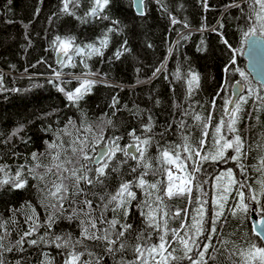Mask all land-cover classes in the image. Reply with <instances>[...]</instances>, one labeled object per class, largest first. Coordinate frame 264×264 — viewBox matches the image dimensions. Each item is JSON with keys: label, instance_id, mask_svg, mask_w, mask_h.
<instances>
[{"label": "trees", "instance_id": "trees-1", "mask_svg": "<svg viewBox=\"0 0 264 264\" xmlns=\"http://www.w3.org/2000/svg\"><path fill=\"white\" fill-rule=\"evenodd\" d=\"M161 3L167 11L156 0H145V14L141 16L135 12L132 0H114L109 14L121 22V32L112 34L108 47L103 49V56L89 55L87 48L80 54L73 50L69 53L71 63L67 57L63 64L57 65V50L53 44L57 35L74 36L75 43L81 47L90 42L99 46L97 37L102 34L108 21L81 23L75 17L60 11L61 0H11V3L0 0V163H7L14 171L16 165L24 162V157H30L32 152H44L45 141H52L69 118L78 125L81 120L85 121L92 125L95 132L103 127L106 138L123 137L119 141L121 147L132 143L127 133L133 128L137 129V135H151L154 145L156 142L160 145L179 144L182 135L187 134L182 133L178 127L183 119L194 143L200 133L199 122L193 119L194 114L206 116L211 111L215 123L224 115V102L231 99L232 84L241 80L247 85L248 82L244 81L235 68L242 69L248 75L253 90L264 94V88L252 80L246 67L243 30H246L245 17L250 9L245 0H206V7L205 0H161ZM234 4L241 7L232 6ZM83 11V7L78 9L77 15H82ZM171 17H175L180 23L172 25ZM24 25L28 27L25 28ZM222 39H227L233 48L243 51L233 54ZM124 40H127L126 47L130 51L117 59L114 53ZM232 59H235V64L231 63ZM226 66L230 69L228 72L224 71ZM157 68L161 70L156 72ZM190 71L198 73L200 81L199 88H195L189 98L186 81ZM57 72L60 73L59 78L55 75ZM85 73L95 75L84 77ZM177 74L180 79H177ZM74 77L97 82L91 92L80 101L79 107L71 106L64 93L58 90L59 87H64L66 91L78 87L80 81ZM14 89L19 91H13ZM243 95L249 96L248 87ZM114 98L118 103L113 108L111 105ZM213 99L216 101L214 109ZM254 100V97L248 99L238 124L241 134L253 146V152L247 161L249 164L257 162L253 159L259 155L256 144L264 143V111L257 110L258 102ZM174 104L180 107H174ZM186 109L193 116H183ZM249 112L252 116L247 115ZM257 115L260 117L259 121L254 118ZM149 116L152 117L153 131L144 133L142 125L149 122ZM108 119L113 121L114 126L106 125ZM169 124L172 125L171 129H168ZM20 125L24 126L23 131L12 136ZM98 146L100 145L97 148ZM157 154L156 146L149 148L148 156L155 157ZM128 164L136 166L133 160H129ZM230 166L231 161L227 164L204 163L202 175L209 180L204 185L208 194L204 199L209 201L206 207L213 208L211 200L215 194L214 175ZM126 169L127 166L124 178L133 179ZM147 178L149 181L155 179L151 175ZM34 183L36 182L30 180L29 187L22 190H9L8 186L0 189V221L14 218L18 222L8 223L11 236L4 241L5 247L12 246L19 235L27 230L24 221L27 215H31V210L21 207L25 201H31L36 206L41 221L45 218V210L38 203L43 197L31 187ZM114 188L115 184L109 191ZM133 190L137 192L138 198H143L140 189ZM200 195L194 189L193 199ZM234 202L230 197L225 209L226 223L220 231L226 239L243 247L247 240L257 239L252 234L249 222L251 207L247 214L238 213L234 216L231 214ZM185 203L183 198L166 200L171 212L178 207L183 208ZM261 207L258 204L253 209L260 213ZM107 215L111 217L113 214L109 212ZM129 222L136 229L146 227L143 217L135 208ZM179 223V220L170 219L168 226L178 228ZM77 224V221L61 220L54 231L57 234L72 232L78 236ZM153 241L155 242V234ZM216 246L219 247V244ZM23 248V252L15 249L3 252L6 264H16L17 260L21 264H38L43 259V252L55 257V264H61L62 256L58 254L60 250L54 245L31 246L25 243ZM176 254L182 253L178 250ZM125 258L133 259L131 251L125 254ZM104 264L114 262L110 256L105 255ZM218 264L226 262L221 258Z\"/></svg>", "mask_w": 264, "mask_h": 264}, {"label": "snow or ice", "instance_id": "snow-or-ice-1", "mask_svg": "<svg viewBox=\"0 0 264 264\" xmlns=\"http://www.w3.org/2000/svg\"><path fill=\"white\" fill-rule=\"evenodd\" d=\"M8 2L11 3V0ZM156 2L167 11L161 0ZM113 3L114 0H61L60 11L75 17L81 23H89L92 20L108 21L102 34L97 37L99 46L90 42L81 47L75 43L74 36H56L53 44L58 52L68 56L69 63L72 57L68 54L73 50L80 54L87 48L89 55L103 56V49L108 47L112 34L121 32V22L109 14ZM132 3L135 4L137 14L143 16L145 0H132ZM245 3L250 13L245 17L247 27L243 30V38L249 49L254 51L264 41V0H245ZM232 6L241 7L239 4ZM82 7V15H77V10ZM171 23L176 25L180 21L171 17ZM187 26L185 22V27ZM24 27L27 28L28 25ZM222 42L233 54L243 51L233 48L227 39H222ZM127 43V40L123 41L114 53L115 58L119 59L125 52L130 51L126 47ZM231 63L235 64V59H232ZM160 70L157 68L156 72ZM229 70L227 66L224 68L225 72ZM234 70L248 83L241 85L237 81L232 93L237 99L224 102V115L218 121L213 122L211 111L206 116L199 113L193 116L187 109L182 113L185 117L193 116V119L199 122V138L194 143L183 119L178 127L182 133L187 134L182 135L179 144L160 145L156 142L154 145L151 135H137V129L133 128L127 133L132 143L121 147L119 141L123 137L106 138L103 127L99 132H95L92 125L86 124L85 121L81 120L78 125L75 120L69 118L52 141H45L44 152H32L30 157H24V162L16 165L14 171L7 163H0V189L5 186H8L9 190L26 189L29 187V181L33 180L36 183L31 187L43 197L38 203L45 210V218L41 221L40 214L36 212V206L31 201H25L21 205L22 208H29L31 215L25 217L27 230L23 231L10 247H5L4 243L6 238L11 236L7 225L18 222L14 218L10 221H0V264H6L3 252H12L14 249L23 252L25 243L31 246L54 245L60 250L58 254L62 256L61 264H104L105 255L110 256L114 264H218L221 258L226 264H264V206L261 207L262 218L252 229L257 239L249 240L243 247L226 239L220 231L226 223L225 209L230 197L236 201L231 208V214L234 216L238 213H248L247 200L260 203L261 198H264V143L256 144L259 155L253 159L257 162L249 164L247 161L253 152V146L248 143L238 127L244 105L248 104L250 97H254V102H258L257 110L264 111V94L250 87L251 81L242 69ZM156 72L153 73L154 76ZM55 75L60 77L59 72ZM88 75L95 73H85L84 77ZM74 79L80 81L78 87L68 91L59 87L58 90L64 93L71 106L79 107L80 101L91 92L97 82L81 77ZM177 79H180L178 74ZM199 81V74L190 71L186 81L187 97L190 98L194 89L199 88ZM241 87H248V97L241 94ZM261 88H264V85H261ZM116 103L118 101L114 98L111 107L114 108ZM229 104L233 107H227ZM215 105L216 101L213 99V109ZM174 107L178 108L180 105L174 104ZM247 115L252 116V113ZM254 118L260 120L258 115ZM148 121L142 125L144 133L153 131L151 116ZM105 123L114 126L111 119ZM171 127L169 124L168 129ZM23 128L24 126L20 125L11 135L17 136ZM97 145H102L99 150ZM153 146L158 148V154L150 157L148 151ZM118 153L122 155L118 156ZM129 160L135 161L136 166L129 165ZM229 161L234 162V167L239 173L234 171L233 167H228L214 175L215 194L211 200L213 208H208L206 205L209 201L204 199L208 195L204 185L208 184L209 180L202 175L203 165L205 162L227 164ZM125 166L133 179L124 178ZM250 171L257 175L251 177ZM149 175L155 179L149 181ZM113 184L114 190L109 191ZM134 188L142 191V199L138 198ZM194 189L201 193L195 199ZM175 198H183L186 203L183 208L178 207L171 212L166 200ZM133 208L143 217L146 227L142 230L134 228L129 222ZM109 212L113 214L111 217L107 215ZM170 219L179 220V227L169 228ZM61 220L77 221L79 235L72 232L57 234L54 228ZM178 250L181 255L176 254ZM129 251L133 254L131 260L125 258ZM42 255L43 259L39 260L38 264H55V257L47 252ZM16 264H21V261L17 260Z\"/></svg>", "mask_w": 264, "mask_h": 264}, {"label": "water", "instance_id": "water-1", "mask_svg": "<svg viewBox=\"0 0 264 264\" xmlns=\"http://www.w3.org/2000/svg\"><path fill=\"white\" fill-rule=\"evenodd\" d=\"M133 8L136 12L135 4H133ZM144 10H145V8H144ZM67 57L68 56H65L64 53L56 51V63H57V65L63 64V63H61V61L64 62ZM244 57H245L246 62H247L246 63L247 71L250 74L252 80L256 83H260L261 85H264V41H262L256 47V49L254 51L250 50L249 45L246 43ZM237 81H239L241 83V85H245V83L243 81H241V80H237ZM237 81H235L232 84V87H231L232 93L234 92V90L236 88ZM245 90H246V87H241V89H240L241 94H243L245 92ZM236 99H237V97L231 94V100H236ZM227 107L231 108V107H233V105L229 104V105H227ZM101 146L102 145L98 146L97 150H99V148ZM261 218L262 217H259V215L255 211L252 212V214H251L252 228L254 225L258 224V222Z\"/></svg>", "mask_w": 264, "mask_h": 264}, {"label": "flooded vegetation", "instance_id": "flooded-vegetation-1", "mask_svg": "<svg viewBox=\"0 0 264 264\" xmlns=\"http://www.w3.org/2000/svg\"><path fill=\"white\" fill-rule=\"evenodd\" d=\"M230 167H233V169H234V171H236L237 173H239V170L238 169H236L235 167H234V162H232L231 161V166ZM226 169V168H225ZM221 170V169H220ZM219 171V170H218ZM249 175L251 176V177H255L257 174H252L251 172H249ZM251 182V181H250ZM255 186V185H254ZM247 194V193H246ZM235 194L233 193V196H234ZM248 204H249V207H251L250 208V213H249V222H250V225H251V229H253L252 228V224H251V214H252V212L254 211V209L253 208H255V206H257L258 204H260L261 206H264V198H261V202L260 203H256V202H254V201H251V200H247L246 201ZM235 203V202H234ZM258 215H259V217H261V212L260 213H257ZM252 234L254 235V233H253V231H252ZM249 240H247V242H248ZM247 242H245V244L247 243Z\"/></svg>", "mask_w": 264, "mask_h": 264}, {"label": "rangeland", "instance_id": "rangeland-1", "mask_svg": "<svg viewBox=\"0 0 264 264\" xmlns=\"http://www.w3.org/2000/svg\"><path fill=\"white\" fill-rule=\"evenodd\" d=\"M232 201H235L234 199H232ZM236 202V201H235ZM234 206V205H233Z\"/></svg>", "mask_w": 264, "mask_h": 264}, {"label": "bare ground", "instance_id": "bare-ground-1", "mask_svg": "<svg viewBox=\"0 0 264 264\" xmlns=\"http://www.w3.org/2000/svg\"><path fill=\"white\" fill-rule=\"evenodd\" d=\"M83 78V77H82Z\"/></svg>", "mask_w": 264, "mask_h": 264}]
</instances>
